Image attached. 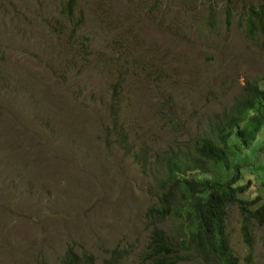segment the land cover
I'll return each instance as SVG.
<instances>
[{
    "label": "rangeland",
    "instance_id": "1",
    "mask_svg": "<svg viewBox=\"0 0 264 264\" xmlns=\"http://www.w3.org/2000/svg\"><path fill=\"white\" fill-rule=\"evenodd\" d=\"M257 1L0 0V264H144L155 221L179 264H214L148 216L156 163L264 78V36L244 28ZM244 224L233 206L230 254L264 264V229L247 242Z\"/></svg>",
    "mask_w": 264,
    "mask_h": 264
},
{
    "label": "trees",
    "instance_id": "2",
    "mask_svg": "<svg viewBox=\"0 0 264 264\" xmlns=\"http://www.w3.org/2000/svg\"><path fill=\"white\" fill-rule=\"evenodd\" d=\"M72 6H65L66 16L72 14ZM244 20L250 38L264 36V0L247 5ZM208 125L207 132L195 136L184 148L160 154L164 157L159 156L156 163L161 171L156 188L164 193L148 216L165 225L173 219L184 250L192 247L203 258H212L214 264H236L225 233L229 210L237 205L246 224L252 222L264 229V78L247 81L229 113L213 118ZM125 139L120 135V142ZM121 147L128 152L126 146ZM147 153L134 158L146 160ZM249 191L257 194L249 198ZM156 223H152L155 230L142 256L144 264H179L175 241ZM246 224L242 233L249 242ZM78 262L81 264L69 254L65 264ZM84 263L95 264L92 256L84 258Z\"/></svg>",
    "mask_w": 264,
    "mask_h": 264
},
{
    "label": "bare ground",
    "instance_id": "3",
    "mask_svg": "<svg viewBox=\"0 0 264 264\" xmlns=\"http://www.w3.org/2000/svg\"><path fill=\"white\" fill-rule=\"evenodd\" d=\"M193 1V0H192ZM204 9H205V7H204ZM190 13V12H189ZM192 13V12H191ZM194 13V12H193ZM209 13V12H208ZM191 15V14H190ZM196 15H198L197 14V12H196ZM205 15V14H204ZM189 16V15H188ZM191 17V16H190ZM206 17V16H205ZM196 18H197V16H196ZM185 19H186V17H185ZM192 19V18H191ZM188 20V19H187ZM176 21V20H175ZM189 21H191V20H189ZM194 21V20H193ZM172 22V21H171ZM170 22V23H171ZM183 22H185V21H183ZM188 22V21H187ZM191 23V22H190ZM189 24V23H188ZM195 24V23H194ZM174 25V24H173ZM172 25V26H173ZM182 25V24H181ZM192 26H193V24H192ZM183 29V28H182ZM176 33V32H175ZM182 34V33H181ZM176 36V35H175ZM167 39V38H166ZM165 42H166V40H165ZM167 46V45H166ZM184 46H185V44H184ZM170 47H171V45H170ZM186 47V46H185ZM168 49V48H167ZM97 52V51H96ZM167 52V51H166ZM185 53V52H184ZM161 54H163V53H161ZM166 55V54H165ZM169 56V55H168ZM167 56V57H168ZM165 57V56H164ZM159 58V57H158ZM170 61V60H169ZM182 65V64H181ZM164 66V65H163ZM142 69V68H141ZM164 83V82H163ZM112 98V97H111ZM111 101V100H110ZM111 103V102H110ZM132 111V110H131ZM169 123V122H168ZM106 128V127H105ZM176 128V127H175ZM95 129V128H94ZM97 129H99V128H97ZM99 132V131H98ZM88 136V135H87ZM170 144V143H169ZM170 148V147H169ZM193 152H194V150H193ZM175 164V163H174ZM155 172V171H154ZM164 172H165V170H164ZM146 179V178H145ZM154 179V178H153ZM152 180V179H151ZM141 185V184H140ZM144 186V185H143ZM147 190V189H146ZM209 191V190H208ZM156 194V193H155ZM146 199H147V197H146ZM138 202V201H137ZM143 203V202H142ZM149 203V202H148ZM138 205V204H137ZM141 205V204H140ZM149 206H151V203L150 204H148ZM154 206V205H153ZM150 208V207H149ZM152 208V207H151ZM151 210V209H150ZM192 210H190V212H191ZM143 214V213H142ZM145 216V215H144ZM111 227V226H110ZM109 227V228H110ZM0 243H1V241H0ZM150 243V242H149ZM149 245V244H148ZM146 246H147V244H146ZM145 246V247H146ZM180 246V245H179ZM176 246H174V248H175ZM181 250V249H180ZM177 255V254H176ZM67 256H68V254H66L65 256H64V264H65V261H66V259H67ZM88 257H89V255H88ZM93 257V256H92ZM178 257V256H177ZM93 260H94V258H93ZM204 262V261H203ZM94 263H95V260H94Z\"/></svg>",
    "mask_w": 264,
    "mask_h": 264
}]
</instances>
